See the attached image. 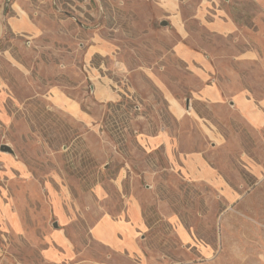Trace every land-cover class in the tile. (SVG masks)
Here are the masks:
<instances>
[{
    "label": "rangeland",
    "instance_id": "374dc122",
    "mask_svg": "<svg viewBox=\"0 0 264 264\" xmlns=\"http://www.w3.org/2000/svg\"><path fill=\"white\" fill-rule=\"evenodd\" d=\"M0 264H264V0H0Z\"/></svg>",
    "mask_w": 264,
    "mask_h": 264
},
{
    "label": "water",
    "instance_id": "95a60500",
    "mask_svg": "<svg viewBox=\"0 0 264 264\" xmlns=\"http://www.w3.org/2000/svg\"><path fill=\"white\" fill-rule=\"evenodd\" d=\"M161 25L165 26L166 24L163 22ZM3 148H4L5 152L11 153V150L9 149V147L3 146Z\"/></svg>",
    "mask_w": 264,
    "mask_h": 264
}]
</instances>
